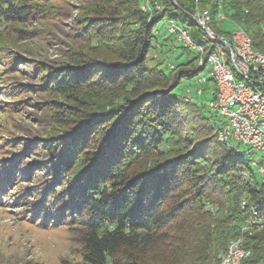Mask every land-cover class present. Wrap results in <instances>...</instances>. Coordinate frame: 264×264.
<instances>
[{"label":"trees","instance_id":"obj_1","mask_svg":"<svg viewBox=\"0 0 264 264\" xmlns=\"http://www.w3.org/2000/svg\"><path fill=\"white\" fill-rule=\"evenodd\" d=\"M36 1L0 0V38L36 19ZM85 2L82 38L98 44L87 46V56L73 53L72 63L45 81L66 103H49L60 130L34 148L43 175L32 217L41 224L34 214L55 215L51 223L68 226L83 264H218L248 212L264 215V183L217 142V126L202 107L176 95L182 81L191 83L203 70L196 53L164 69L146 63L158 23L199 39L192 0H162L150 11L141 10V0ZM219 4L226 21L264 54V0H209L212 16ZM166 140L172 146L164 150ZM0 168L6 169L2 193L26 178L14 185L12 166ZM12 198L24 208L29 196L20 189ZM245 247L251 256L241 264H264V230L247 237Z\"/></svg>","mask_w":264,"mask_h":264},{"label":"rangeland","instance_id":"obj_2","mask_svg":"<svg viewBox=\"0 0 264 264\" xmlns=\"http://www.w3.org/2000/svg\"><path fill=\"white\" fill-rule=\"evenodd\" d=\"M85 1L37 0L41 12L36 19L18 25L16 29L21 33L13 34L7 40L0 38V165L12 166L11 169L16 171L14 185L26 176L21 186H11L2 193L6 169L0 168V199L7 202L0 206V264H59L63 259L83 264L81 248L69 227L51 223L50 218L55 215L45 219L44 213L42 216L34 214L42 217L39 218L41 224H38L32 213L41 200L34 194L40 189V176L43 175L40 171L42 157L34 148L60 130L54 123L49 103H66V99L51 95L45 81L70 65L73 53L87 56V46L98 44L95 38L91 37L89 41L82 38L78 17ZM155 3L157 0H149V7L153 8ZM143 5L144 0H141V9ZM212 30L227 35L236 27L229 21H213ZM154 31L155 38L146 58L149 67L164 69L166 65L185 64L195 55L193 50L188 54L180 49L181 42L170 36L162 23H158ZM195 43L205 44L200 39ZM208 70L209 65L206 64L198 77L191 83L182 81L175 93L183 101L189 89L190 96L202 107L203 114L220 126L224 119L207 108L214 90L213 83L196 84L198 79L207 77ZM197 89L202 90L200 96L196 95ZM171 146L166 140L163 148L167 150ZM236 148L240 161L249 165L254 162L256 166L251 168L260 177L257 169L264 165V154L243 145ZM55 183L52 187L57 190L58 183ZM20 189L26 190L29 196L24 208H16L11 203L12 196ZM45 213L50 215L51 210L46 209Z\"/></svg>","mask_w":264,"mask_h":264},{"label":"built area","instance_id":"obj_3","mask_svg":"<svg viewBox=\"0 0 264 264\" xmlns=\"http://www.w3.org/2000/svg\"><path fill=\"white\" fill-rule=\"evenodd\" d=\"M209 0H192V19L199 31V39L203 45H196L185 28L167 23L168 32L177 37L183 47L196 53V65L205 68L209 65L207 77L198 79V85H206L211 81L214 85L212 98L207 108L217 114L224 122L215 129L217 142L238 154L237 146L243 145L251 150L264 154V54L253 48L252 40L241 29L227 35L212 30L213 21L223 22L227 17L222 12L221 4L218 12L212 16L207 6ZM162 0H157L155 10H159ZM142 11H150L149 0H144ZM185 102H195L187 89ZM202 94L197 89L196 95ZM255 167L254 162L249 165ZM257 173L264 183V165L258 166ZM241 179L248 178L240 173ZM245 209V200L240 203ZM264 230V215L250 210L240 230V235L228 241L226 251L221 255L218 264H241L251 256L246 249L247 237Z\"/></svg>","mask_w":264,"mask_h":264}]
</instances>
